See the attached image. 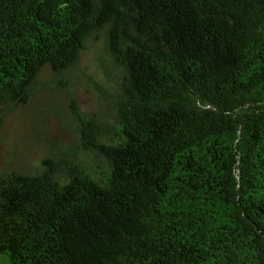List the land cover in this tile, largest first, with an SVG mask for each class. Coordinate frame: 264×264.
I'll list each match as a JSON object with an SVG mask.
<instances>
[{
  "label": "trees",
  "instance_id": "trees-1",
  "mask_svg": "<svg viewBox=\"0 0 264 264\" xmlns=\"http://www.w3.org/2000/svg\"><path fill=\"white\" fill-rule=\"evenodd\" d=\"M88 48L110 107L68 92L73 144L0 164V252L264 264V0H0V113L64 84Z\"/></svg>",
  "mask_w": 264,
  "mask_h": 264
},
{
  "label": "rangeland",
  "instance_id": "rangeland-1",
  "mask_svg": "<svg viewBox=\"0 0 264 264\" xmlns=\"http://www.w3.org/2000/svg\"><path fill=\"white\" fill-rule=\"evenodd\" d=\"M88 48L71 67L64 84L49 81L35 93L32 102L0 113V164L7 168V158L19 166L34 167L48 154L66 151L76 140L71 118L72 101L77 97L84 111H107L110 102L100 85L107 83L102 56ZM113 73V71H112ZM61 81V82H62ZM113 91V88H109ZM0 264H10L8 255L0 252Z\"/></svg>",
  "mask_w": 264,
  "mask_h": 264
}]
</instances>
